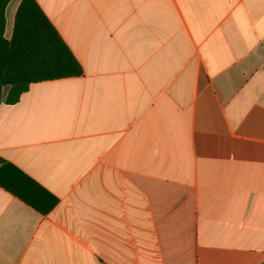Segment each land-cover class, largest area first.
<instances>
[{"label":"crops","instance_id":"0c3cea01","mask_svg":"<svg viewBox=\"0 0 264 264\" xmlns=\"http://www.w3.org/2000/svg\"><path fill=\"white\" fill-rule=\"evenodd\" d=\"M35 1L83 72L0 103V264H264V0Z\"/></svg>","mask_w":264,"mask_h":264},{"label":"trees","instance_id":"16d2710c","mask_svg":"<svg viewBox=\"0 0 264 264\" xmlns=\"http://www.w3.org/2000/svg\"><path fill=\"white\" fill-rule=\"evenodd\" d=\"M8 1L0 0V103H17L32 83L81 76L79 62L35 0L20 1L11 37H4ZM0 186L20 195L2 181Z\"/></svg>","mask_w":264,"mask_h":264}]
</instances>
